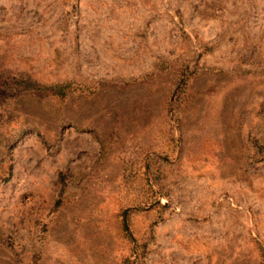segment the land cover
Returning <instances> with one entry per match:
<instances>
[{"label":"rangeland","instance_id":"obj_1","mask_svg":"<svg viewBox=\"0 0 264 264\" xmlns=\"http://www.w3.org/2000/svg\"><path fill=\"white\" fill-rule=\"evenodd\" d=\"M0 264H264V0H0Z\"/></svg>","mask_w":264,"mask_h":264}]
</instances>
